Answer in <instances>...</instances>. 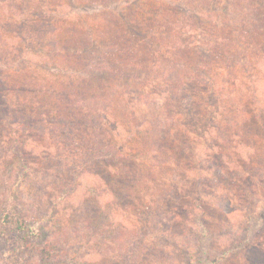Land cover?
Instances as JSON below:
<instances>
[{"label":"trees","instance_id":"obj_1","mask_svg":"<svg viewBox=\"0 0 264 264\" xmlns=\"http://www.w3.org/2000/svg\"><path fill=\"white\" fill-rule=\"evenodd\" d=\"M6 1L10 3L14 0ZM78 1L80 0H67L65 5L60 2L55 6L52 0H18L21 4L15 5L17 9L9 15L6 14L5 22L0 23V33L10 34L9 41L5 35L0 34V52L3 51L0 54V140L5 138L6 143H9L14 139L19 144H9L2 152L10 158L9 163L18 159L22 167L26 166V152L20 139L23 136L37 137L41 146L38 159L43 161L42 167H38L37 171L53 170L56 173L61 171L62 174L66 172L72 182L79 175H86L98 182L93 183L94 189H98L99 193H108L106 200L110 199L109 204L114 203L117 206L120 202V206L128 208V201L135 199L131 203L133 209H137L135 223L131 226L129 224L127 228L120 226L123 230H120L119 237H124L120 239V246H123L115 262L133 264L140 253L147 252L144 248L161 244L160 239L166 242V251L173 249L171 243L169 248L164 237L169 240L171 236L175 240L174 235L178 233L173 225L181 219L177 211V207H180L177 197L182 195V189L173 190L160 178L163 175L158 172L162 163L166 161L174 165L183 147L185 150L195 148L192 141H197V138H188L187 134L200 131L205 134L207 128L211 129L213 147L221 150L225 143L234 144L242 133L236 127V120L224 119L220 114V110L228 105L222 106L219 101L225 102L226 97H221L220 100L211 97L205 105L206 109L211 108L209 125L199 123L198 127L194 124L190 129V123L176 119V123L179 121L177 125L185 127L186 131H180L179 127L171 134L168 127L174 122V113H177L169 112L168 109L171 102L180 100L177 97L180 91L169 90L166 93L163 89L160 93L159 89L157 93L153 89L151 92L158 96L167 94L166 97L152 99L154 104L161 105V112L144 114V119L135 126L129 120L130 130H126L127 135L124 139H117L113 131L116 125L110 124L109 118L112 105L116 101L115 95L117 92H136V97L141 99L145 93L137 89L148 83L154 84L149 79L159 78L163 74L165 62L177 63L178 68L171 67L168 75L176 78L175 73L180 70L181 64L178 62L181 58H187L188 61L196 59L192 57L189 49L199 45L201 36L194 35V41L191 38L182 41L177 33L195 31L193 27H200L198 23H201L203 14L210 10L214 17L211 24L215 23V18H220L218 12L227 13L229 9H233L232 14L239 11L240 28L233 26L238 32L264 37V0H166L170 3L166 8L172 14L170 19H186L184 21L193 24L188 26V30H181L179 27V31L173 34V39L162 37L170 35L172 30L166 23H160V18L157 17L160 14L166 18L163 7L141 9L142 5L139 3L133 5L134 8L130 7L139 0H86L88 6L82 8ZM147 11L151 15H144ZM14 14L18 17L17 24L10 22ZM88 19H92L95 25ZM99 19L103 20V24L98 22ZM228 21L230 19L226 18L221 25L226 28ZM218 34L216 28H211V36L216 35L219 43L230 40L227 35ZM230 34L228 33L229 36ZM233 42L230 44H234ZM198 47H201V43ZM217 50L218 48L214 50L211 45V62L207 58L201 61L204 60L205 64L212 66V57H215L213 52ZM175 56L176 59L173 58ZM231 61L234 62V59ZM209 68L201 63L192 64L186 72L190 75L189 78L194 75L200 77L201 85L211 80L214 88L220 86L222 90H226L217 82L219 75ZM7 73H13V79L17 74L18 79H9ZM135 82L139 84L136 83L137 88L131 90L130 86ZM213 91L215 92L214 89ZM252 112L255 123L262 125V112L258 109ZM224 122L228 123V127ZM251 130L252 128L243 131ZM166 134L168 140L165 138ZM260 139L264 143V137ZM238 143L244 144L243 139L238 140ZM251 150L255 152L252 154L258 152L256 148ZM2 152L0 157L3 156ZM200 153L195 152L198 160L201 159ZM203 154L206 159L211 154L217 155L212 150L211 154L209 151ZM164 155L166 159L162 161ZM15 169L13 166L12 171ZM24 171L26 170L16 171V179L11 181L12 187L9 193L6 192L8 194L0 192V226L8 231L5 235V231L0 230L4 239L11 232L15 239L18 236L32 239L39 237L46 226L30 230V219L34 222L42 217L41 221L44 222L40 223L46 224V215L51 213L48 209L55 207L54 203L49 202L42 209L38 201L25 196L21 190V174ZM243 172L249 174V178L263 180L261 177L264 175V165H258L257 175L246 168ZM133 190L134 194L143 191L145 195L138 194L134 198ZM28 195H31L30 190ZM171 195L173 198L167 199ZM112 198L119 200L112 201ZM199 224L200 230L194 236L197 241L203 242L208 235L212 236V231L202 218L199 219ZM167 231L170 233L166 234ZM193 233L182 232L181 235L183 238L192 237ZM61 243V237H57L55 243H47L49 248H40L37 252L39 260L48 262L65 257ZM239 246L242 245H235L236 249ZM22 248L28 249V245H20L19 249V245L15 244L3 259L4 264H26L27 260L17 253H22ZM228 251L230 252V248L222 249L205 259L202 264H217L226 259ZM183 257L184 261L178 259L174 264H198L189 249L184 252Z\"/></svg>","mask_w":264,"mask_h":264},{"label":"rangeland","instance_id":"obj_2","mask_svg":"<svg viewBox=\"0 0 264 264\" xmlns=\"http://www.w3.org/2000/svg\"><path fill=\"white\" fill-rule=\"evenodd\" d=\"M52 1L55 2V6L56 3L63 2L64 5L65 2L67 3V0ZM77 3L82 8L88 6L86 0H80ZM138 3L142 5L141 9L151 6L159 9L163 7V13L167 14L166 18L161 17L160 14L157 17L160 18V23H166L172 30L170 35H163L162 37L173 39V34L175 31H179V27L181 30L184 28L188 30V26L193 25L184 21L186 19H170L172 14L166 9L170 3L166 0H139L132 3L130 7L134 8L133 5H139ZM20 4L21 2L19 3L18 0L10 3L6 0H0V23L5 22L6 14H11L17 9L15 5ZM238 4L240 5L241 1ZM137 8L140 7L137 6ZM231 11L233 9H229L227 13L218 12L220 18H215V23L212 24L211 20L214 17L211 16V10L205 12L201 23H198L200 27H193L195 31L177 33L182 37V41L189 38L194 41V35H201L199 38L201 47H198L199 43V45L196 44L194 48L189 49L192 57H196L197 61L196 59L188 61L187 58L179 60L178 64L181 65L180 70L175 73L176 78L168 75L171 67L176 66L178 68L177 63L165 62L163 74L159 78L149 79V82L153 80L152 83L154 84L148 83V88H145L146 85L142 88L139 87L140 90L137 89V91L145 93L141 99L136 97V92L127 94L117 92L115 95L116 101L112 105L109 118L111 119L110 124L116 125L113 131L116 133L117 139H124L127 135L126 130H130L129 120L135 126L141 119H144V114L150 115L161 112V105L154 104L152 99L154 97H166L167 94L158 96L151 92L156 89L154 91L159 93L160 89V93L164 90L166 93L169 90L180 91V94L177 95L180 100L171 102L168 109L169 112L177 113H174V122L172 121L168 127L171 134L179 127L180 131H186L185 127L177 125L180 120L190 123V129L194 124L197 126L199 123L209 125L211 123L209 118L211 108L206 109L207 100H210L211 97H216L218 100L221 97H226L225 102L219 101L221 105H228L227 108L220 110V114L224 119L236 120V127L242 133L238 140L243 139L244 141V144L238 143V140L234 144L228 142L224 144V148L221 150L216 149L211 142V129L207 128L205 134L200 131L186 135L188 138H197V141H192L195 148L185 150L182 146L183 151L179 152L174 165L165 161V155L162 157V161L165 163L160 166L161 169L158 174L163 175L160 178L168 183L173 190L182 189V195L177 197V202L180 204L177 211L179 216L181 215V219L173 225L178 231L174 235L177 242L171 236H169V240L165 236L169 248L171 243L173 249L170 248V251H166L164 244L166 242L160 239L159 243L162 245L147 246L148 248H144L147 252L145 254L140 253L139 260H135L133 264H174V261L178 259L184 261L183 254L188 249L196 257V263L202 264L211 255L227 248H230L228 256L217 264H264V175L261 177L263 180L258 181L256 178H249L247 176L249 174L243 172L246 168L252 174L257 175L258 165H264V143L260 139V137H264V128H262L264 123L262 125L256 124L252 112H256L258 109L262 112L261 118L264 119V48L262 49L264 37L257 34L253 37V34L246 35L238 32L235 27L240 28L239 11L234 12V14ZM144 15L151 14L147 11ZM226 18L230 21L226 22L225 28L221 23ZM88 21L93 22L92 19H88ZM6 22L9 21L6 19ZM10 22L17 24L18 17L14 14ZM98 22L103 24L101 19ZM159 22L158 26L160 25ZM91 24L95 25V22ZM214 24L216 27H213ZM37 25L39 26V23ZM211 28H216L218 35L221 33L223 36L227 35L230 40L219 43L216 35L211 36ZM228 33H231L230 36ZM5 37L9 41L10 34L7 33ZM231 41H234V44L231 45ZM211 45L214 50L216 48L218 50L213 52L215 57H212V66L211 64L208 66L201 59L207 58L211 62ZM188 57L190 58L189 55ZM173 58L176 59V56ZM231 59H234V62ZM200 63L207 68L210 67V71L212 68L219 75L217 82L226 90H222L220 86L214 88L211 80L201 85L200 77L194 75L189 78L190 75L186 72L189 66ZM12 74L7 73L6 75L9 79H13ZM14 79H18L17 74ZM168 79L172 81H168ZM136 83L139 84V82L132 83L131 90L137 88ZM167 115L170 117L169 113ZM176 119L179 120L177 123ZM224 124L228 127V123L224 122ZM250 128L252 130L249 132L243 131ZM36 138L23 136L20 139L26 152V166L23 167L18 159L13 161L14 163H9L10 158L2 152L7 149L6 146L9 144L14 146L19 144L14 139L9 143H6L5 138L0 140V152L3 153V156L0 157V192L8 194L12 187L11 181L16 179V171L26 170L24 174H21V190L25 196L38 201L42 209L46 208L49 202L54 203L55 207L48 209V212L51 211V213L46 215V224H42L44 222L41 221L42 217L31 222L33 219L31 220L27 216V219H30V230H37L42 225L46 226L43 234H40L39 237L32 239L31 237L21 238L18 236L15 239L11 232L4 239L0 235V264H4L5 260L3 259L15 244L19 245V249L20 245H28V249L22 248V253L21 251L17 252L24 260H27L26 264H115L119 250L123 246V244L120 246V239L124 238L119 237L120 230L135 223L134 215L137 209L134 210L131 205L135 199L128 201V208L120 206V202L116 206L114 203L109 204L110 199L106 200L108 193H99L98 189L92 187L93 183L97 184L98 182L86 175H79V178L72 182V178L66 172L62 174L61 171L56 173L53 170L37 171L38 167H42L43 161L38 159L40 158L41 146ZM165 138L168 140L167 134ZM128 144L132 145L131 142ZM251 148L258 149V152L252 154L255 152H252ZM211 150L217 155L211 154ZM205 151H209L212 155L209 159L203 157ZM195 152H201L199 154L201 159L198 160ZM56 164L60 163L56 162ZM246 164H250V166ZM13 166L16 171H12ZM28 190H30L31 195H28ZM132 192L134 194V190ZM138 194L145 195L142 191L136 192L133 197L135 198ZM172 198L173 195L170 198L167 197V199ZM118 200V198H112V201ZM170 202L169 200L168 203ZM170 206L172 208V205ZM197 214L198 219H196ZM200 218L208 224L210 231H212V236L208 235L203 242L197 241L194 236L200 230ZM0 230H4L5 235H7L8 231L4 226H0ZM170 231H167L166 234ZM191 231L194 232L192 237H182V232L190 233ZM57 237H61V244L66 256L48 262L39 260L37 252L40 248H49L47 243H55ZM237 244L242 245L239 246L240 249H236L235 245Z\"/></svg>","mask_w":264,"mask_h":264}]
</instances>
